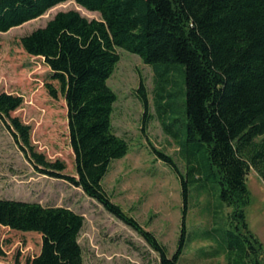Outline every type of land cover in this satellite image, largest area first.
I'll use <instances>...</instances> for the list:
<instances>
[{"label": "trees", "instance_id": "obj_1", "mask_svg": "<svg viewBox=\"0 0 264 264\" xmlns=\"http://www.w3.org/2000/svg\"><path fill=\"white\" fill-rule=\"evenodd\" d=\"M64 1L0 0V33ZM73 1L98 12L100 18L60 11L22 36L20 44L28 56L42 58L51 76L61 80L75 173L66 174L61 162H45L42 155L25 151L29 160L42 165L38 169L42 174L79 187L136 231L158 255L159 264H179L188 240L185 219L192 183L210 180L230 208L216 237L223 241L226 264H264L262 244L250 230L245 212L250 168L264 178V0ZM118 48L152 67L161 91L160 113L172 108L175 88L184 96L175 104L184 107L186 118L179 145L185 172L172 156L152 150L180 184V233L171 255L102 186L112 162L129 151L127 141L113 131L117 96L107 83L120 60ZM167 86L171 88L166 90ZM136 93L145 128L150 105L143 81ZM12 102L11 97H0V116ZM13 123L28 145L26 128ZM169 125L167 116L164 127L173 134ZM13 135L17 140L16 132ZM83 223L81 214L65 206L0 197V227L39 236L38 252L24 264H83L78 241ZM14 264H20L17 258Z\"/></svg>", "mask_w": 264, "mask_h": 264}, {"label": "rangeland", "instance_id": "obj_2", "mask_svg": "<svg viewBox=\"0 0 264 264\" xmlns=\"http://www.w3.org/2000/svg\"><path fill=\"white\" fill-rule=\"evenodd\" d=\"M67 10H76L88 19L100 18L98 12L67 0L35 19L0 33V97L13 99L12 106L1 110L0 116V197L65 206L81 214L84 223L78 241L83 264H159L158 255L136 231L79 187L39 172L42 165L31 162L26 155L34 152L42 155L45 162L59 161L64 173H75L61 80L51 76L42 58L28 56L20 44L22 36L44 26L57 12ZM117 53L120 60L107 81L117 96L112 127L116 135L127 141L129 151L112 162L102 186L111 200L153 232L171 255L180 233V184L174 172L156 159L152 150L172 156L185 172L179 145L185 137L186 118L184 107L175 104L179 100L183 102L184 96L175 88L172 108L160 113L158 93L161 91L152 67L121 48ZM140 81L145 85L150 105L145 128L144 110L136 93ZM170 88L167 86L166 90ZM167 116L173 134L165 130ZM13 120L26 128L28 145L22 141ZM246 185L249 194L246 219L262 244L264 259V178L250 168ZM229 211L219 199L214 183L210 180L192 183L185 219L188 240L179 264H226L223 241L216 237L224 228ZM39 243L37 234H21L0 227V245L4 251L0 262L14 264L17 258L24 264L38 252Z\"/></svg>", "mask_w": 264, "mask_h": 264}]
</instances>
